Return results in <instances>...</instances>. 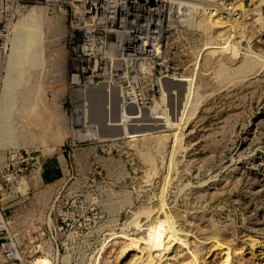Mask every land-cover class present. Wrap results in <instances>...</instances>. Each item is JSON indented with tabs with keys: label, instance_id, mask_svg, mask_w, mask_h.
Instances as JSON below:
<instances>
[{
	"label": "rangeland",
	"instance_id": "374dc122",
	"mask_svg": "<svg viewBox=\"0 0 264 264\" xmlns=\"http://www.w3.org/2000/svg\"><path fill=\"white\" fill-rule=\"evenodd\" d=\"M193 1L141 106L69 80V6L0 0V264H127L161 219L185 243L158 264H264V0Z\"/></svg>",
	"mask_w": 264,
	"mask_h": 264
},
{
	"label": "built area",
	"instance_id": "2783aa9c",
	"mask_svg": "<svg viewBox=\"0 0 264 264\" xmlns=\"http://www.w3.org/2000/svg\"><path fill=\"white\" fill-rule=\"evenodd\" d=\"M54 1L71 9L69 80L74 74L82 89L99 81L119 84L123 99L138 105L150 106L161 96L164 75L184 74L171 54L186 49L183 37L200 32L190 25L194 11L186 0Z\"/></svg>",
	"mask_w": 264,
	"mask_h": 264
},
{
	"label": "bare ground",
	"instance_id": "6f19581e",
	"mask_svg": "<svg viewBox=\"0 0 264 264\" xmlns=\"http://www.w3.org/2000/svg\"><path fill=\"white\" fill-rule=\"evenodd\" d=\"M186 2L190 6V8L194 11L193 14L190 13V15H188V19L194 18L196 16L198 17L200 15V13L202 12V7L196 8V5H198V6H203V5L201 3L197 2V1H193V0H186ZM208 13H209V11H208ZM226 19H228V18H226ZM226 19L224 20V17H220L217 19V20L221 21V22H219L220 27L225 26V25L227 26V24H229V23H227L228 20H226ZM217 23H218V21H217ZM232 26H234V25H232ZM234 48H236V47H234ZM210 61H211V56L207 55L205 57V63H209ZM166 75H168V74H166ZM170 76H173V75H170ZM70 81H72L73 83L76 82V80H74V74H71V80ZM160 81H161V79H160ZM108 83L114 84V85L120 87L119 84H115V83H111V82H108ZM92 85H94V84H92ZM160 86H161V83H160ZM120 89H121V93L123 96V90L121 87H120ZM161 95H162V89H161ZM160 98H161V96L159 98H157L154 102L156 103V101L160 100ZM127 102H133V103L137 104L135 101H127ZM159 102H157V104ZM141 106H145V105H141ZM158 151H159V148H158ZM156 154H158V153H156ZM136 223L138 224V221H136ZM172 231L173 230H172L169 222L161 219V220H157L156 224L150 230L147 231V234H146L147 242H143L142 238H136L134 236L132 238H129V237L126 238V240L123 243L125 245L127 244L128 248L135 249V251L133 250L134 253H133V257H132L131 262H129V260H128L127 264L128 263H130V264H158V262L169 251L170 247L173 246L174 243H178V245L184 246L185 242L182 239L177 241L175 239V236L173 235ZM42 262H43V264H49L45 260ZM177 263H179V264H199V261H198V257L196 255L192 254V255L182 257L181 259H179L177 261Z\"/></svg>",
	"mask_w": 264,
	"mask_h": 264
}]
</instances>
